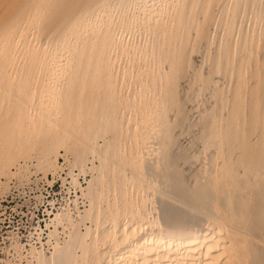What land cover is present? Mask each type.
<instances>
[{
	"label": "bare ground",
	"instance_id": "6f19581e",
	"mask_svg": "<svg viewBox=\"0 0 264 264\" xmlns=\"http://www.w3.org/2000/svg\"><path fill=\"white\" fill-rule=\"evenodd\" d=\"M37 175L16 264H264V0H0V202Z\"/></svg>",
	"mask_w": 264,
	"mask_h": 264
},
{
	"label": "rangeland",
	"instance_id": "374dc122",
	"mask_svg": "<svg viewBox=\"0 0 264 264\" xmlns=\"http://www.w3.org/2000/svg\"><path fill=\"white\" fill-rule=\"evenodd\" d=\"M41 177V175L32 176L30 182L13 188L11 190L13 194H7L8 196L0 202V264H11L9 259L12 264L18 263L12 255L15 252L14 246L20 243L27 244L26 236L29 232L34 234L33 228H38V225L43 230V242L47 240L48 231L45 223L49 221V216L46 215L45 209L50 208L48 200L55 199V202L61 203L65 190L60 180L50 185ZM50 180H52L51 176ZM36 246L39 247L40 244ZM26 248L28 249L29 246ZM45 251L48 252L47 249Z\"/></svg>",
	"mask_w": 264,
	"mask_h": 264
}]
</instances>
